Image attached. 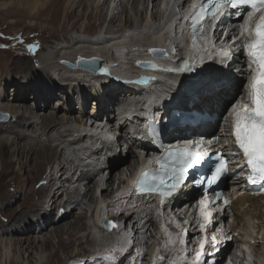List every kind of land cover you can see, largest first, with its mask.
<instances>
[{"label":"bare ground","instance_id":"bare-ground-1","mask_svg":"<svg viewBox=\"0 0 264 264\" xmlns=\"http://www.w3.org/2000/svg\"><path fill=\"white\" fill-rule=\"evenodd\" d=\"M162 1L0 0V10L11 9L6 14L34 17L46 22L44 27L48 31V37L45 43L68 34V39L54 43L37 57L40 64L38 69L29 61L31 58L24 57L25 60H22L18 56L17 61L23 66L28 64L32 74L45 72L41 77L44 79L43 83L39 85L41 80L38 78L17 80L14 81L15 88L10 94L13 97L8 96L4 100L0 93V114L5 117L4 113H9L11 119L8 122L12 126L27 128L9 136L11 134L3 133L7 123L2 122L0 125V181L3 183L5 177L11 173L14 174L13 178H21L24 174L21 178L23 182L27 181L28 174L44 178L39 190L30 184V194L20 201V209L13 211L11 226L0 229V264H67L73 260H82L87 256L86 250L79 245L82 241L94 250L117 249V261L133 249V256L140 257L139 264H169L174 258H178L177 264H196V253L201 251L200 241L205 238L207 243L200 264H204V259L208 256V263L218 264L232 243L236 247L245 246L249 256L264 260V198L247 194L238 197L232 201L230 215L221 211L224 207L219 205L220 212L215 214V222L202 231L200 225L203 221L195 219L193 208L187 204L188 201L182 200V196L193 192L188 186L156 209L152 197H137L130 192L129 178L134 176L138 167L144 166L150 160L149 157L140 155L141 150L150 145L142 129L143 123L149 117L146 106L147 109L158 111L157 119L162 125L173 109H196L205 111L212 117L218 116L221 119L220 129L217 131L219 143L224 150H228L226 140H229L228 128L234 118L233 105L241 108L248 100L246 84L251 78L252 69L249 68L247 55L243 51H234L240 47L237 43L229 46L223 44L212 52L211 57L200 62L195 60V64V61H189L187 70H181L184 61H180V49L187 46L189 38L182 24L193 0H166L164 5ZM148 10L154 19L153 23L147 21ZM87 12L93 16L88 19L83 29L80 28L79 32L74 30L75 34H72ZM119 12L118 23H115ZM106 21V27L103 28ZM67 24L70 26L67 27ZM210 42L215 45L213 39L208 37L207 46ZM152 47L163 48L168 52L177 48V51L168 58L155 59L148 53ZM222 48L232 50L229 58L222 57L219 52ZM122 51L133 52L136 56L125 58L120 55ZM193 53L204 54L205 51ZM78 56H97L103 59L102 69L107 71L94 73L85 68H71L61 63L62 60L74 63ZM148 58L155 62L156 67L153 70L137 66L138 60ZM163 61L172 71L156 73L155 70H158ZM114 74L115 78L112 76ZM194 76H199L196 78L198 81L186 86L185 81H194ZM145 77L153 79L151 86L139 88L124 84L139 82L138 78ZM240 77L245 78L243 86H240ZM56 78L62 83L67 80L68 83L61 89V98L54 101L56 105L46 114L40 112L41 110L35 112L22 103L23 94L33 90L36 102L41 101L46 106L56 96L57 92L51 93ZM154 78L157 79L155 82ZM177 89L179 90L175 93L174 90ZM89 97L96 100L95 105L90 107L87 118H83L82 114L72 115L74 107L79 109L78 112L84 111ZM148 99L150 101L146 104ZM72 104L76 105L72 107ZM100 109L102 112L107 111L101 119ZM215 120L213 118L205 125L191 128L182 127L178 121L167 124L166 127L172 126V130L166 133L165 141L184 140L188 133L207 134L211 127H215ZM40 123L42 125L32 129L34 124ZM172 134L175 137L172 138ZM37 135H45L47 140L58 142L52 144L46 140L40 141L31 150L35 145L31 137ZM57 146L61 149H57ZM120 151L130 155L131 160L112 173L111 162ZM226 154L231 155L233 151L228 150ZM239 162L237 159L232 160L230 168L238 167ZM84 174L92 181L91 185L64 184L68 178L74 179L77 176V179H82ZM59 177L63 179L62 185L56 183ZM43 184L45 185L42 186ZM226 185L232 189L245 186L240 173L230 177ZM64 187L67 197L57 201ZM35 195L38 196L34 198ZM84 195H89V198L82 200ZM3 196L9 194L5 193ZM9 199L10 197L4 200L7 202ZM80 201L87 206L86 211L90 213L86 222L80 214L66 219L74 214ZM61 207L63 212L53 218L54 208L57 210ZM133 213L136 216H132ZM30 215L37 219L35 223L32 221L36 225L33 230L36 235L25 225L26 222H31ZM130 217L133 223L126 225V220ZM106 219L115 221L118 231L105 236L100 231L104 230L103 222ZM40 225H45L47 230L44 231ZM162 225L172 234L171 244L165 243L168 237ZM185 230L187 235L184 237L185 244L182 245L179 239ZM146 232L150 233V237H155L158 233V237L150 242ZM193 235H197L199 241L196 242ZM130 237H134L133 243H128ZM251 240L254 241L253 244ZM194 244L197 245L196 250H190V245ZM55 245V250L46 254V249L51 250ZM125 245L126 251L121 253L119 249ZM59 252L66 253L65 260L61 259ZM160 252L165 258H157V253ZM235 256V251H232L228 258L233 261ZM244 259L245 256L240 259L239 264H246ZM231 264H236V261Z\"/></svg>","mask_w":264,"mask_h":264},{"label":"snow or ice","instance_id":"snow-or-ice-1","mask_svg":"<svg viewBox=\"0 0 264 264\" xmlns=\"http://www.w3.org/2000/svg\"><path fill=\"white\" fill-rule=\"evenodd\" d=\"M240 7L251 8L244 19V23L239 27L241 37L246 40L242 48L249 59V68L252 69L251 79L248 83V97L252 106L249 108L244 105L243 108H239L237 105H233L232 136L249 169L248 183L261 184L262 189H264V0H202L199 4L193 3L192 13L190 16H186L185 19L190 20L193 31V46L195 47L197 39L204 38L202 35L200 37L196 36L197 26H201L206 18H212L215 23L222 18L225 9L236 10ZM235 14L238 17L242 15L240 11H236ZM257 14H259L258 19L253 20ZM200 30L203 33V27ZM236 40L237 38L233 37V42H236ZM29 47L35 46L30 45ZM149 51L162 50L150 49ZM219 52L225 59L232 54L229 48H222ZM151 67L155 68L156 65L153 64ZM187 68L188 61L185 60L181 70H187ZM101 71L106 72L107 69H101ZM200 147L201 142L197 141L195 149L190 147L170 149L164 156L158 157L156 159V163L159 165L157 169L141 171L135 181L137 192L139 194L145 192L158 193L162 206L168 198L172 197L184 185L189 170L202 163L209 164L210 175L202 176L194 183L198 185L206 183L208 187L217 184L228 173L227 161L220 154H216L215 160L211 156L206 160L205 156L199 152ZM221 196L222 193L217 192L213 200L205 198L200 201V214L204 221L200 225L202 231L212 223L213 212L208 210V206L219 200ZM227 203L228 201L224 202L225 205ZM107 223L111 227L117 226L112 222ZM162 228H164V225H162ZM164 232L168 237L165 243L171 244L172 234L168 232L167 228H164ZM186 235L187 231L185 230L179 239L180 244H185L184 237ZM212 239L214 243L215 236ZM128 243H131V241H128ZM206 243V238L200 241L201 251L196 253V264H200V258L204 255L203 249ZM126 247V245L121 247L119 251L121 253L125 252ZM116 251L117 249H112L111 253L103 256V259L108 261L109 264H117ZM161 259H163L162 256ZM177 259L174 258L169 264H177Z\"/></svg>","mask_w":264,"mask_h":264},{"label":"rangeland","instance_id":"rangeland-1","mask_svg":"<svg viewBox=\"0 0 264 264\" xmlns=\"http://www.w3.org/2000/svg\"><path fill=\"white\" fill-rule=\"evenodd\" d=\"M165 1L166 0L162 1L163 2L162 5L165 4ZM150 7H151V5L149 6V9H150ZM10 10L11 9H9L7 11L9 12ZM4 11H5V9L0 10V83H2L0 86V93H2L1 95L4 97V100H5L8 96L13 97L10 94H12V92H13L12 89L15 88L14 81L27 80L29 78H31V80H33V79L38 78L41 80L39 82V85H40L41 83H43V80H44L41 77L43 74H45V72H41L42 74L40 72H35L34 74H32V71L29 68L28 64L26 66H23L22 64H20V61H17V58H19L18 56H20V59H22V60H25L26 57L31 58L29 61H31L34 64V67L36 69H38V66L40 64H38V61L36 60L37 57H39L45 50H48L50 48V46H52L54 43H58L61 41H65V39H68L67 38L68 34H63L62 36H59V38H54V39L49 40L48 42L45 43V41L48 37V35H47L48 31L44 27L46 25V22H44L40 19H37V18L35 19L34 17L30 18V17H22V16L19 17L18 15H12V14L9 15L8 13L6 14L7 11H5V12ZM119 14H120V12L117 14V17L115 19V23H118ZM142 14H143V12L141 13V16H143ZM147 14H148L147 15V21L149 23H153L154 19L150 16L149 10H148ZM91 16H93V15L90 13L88 14V12H87L84 15V17H82L79 20L76 28L73 29L72 34H75L74 30H78V32H79L80 28L83 29V27L87 24L88 19H90ZM106 23H107V21L104 23L103 28L106 27ZM69 26L70 25L67 24V27H69ZM102 33H104V31ZM30 45H34L35 47L30 48L29 47ZM120 55H122L125 58H131L132 56H134V57L136 56L135 53L127 52V51L120 52ZM126 56H128V57H126ZM220 59H221V57H220ZM70 62H72V61H70ZM112 76L115 78V74ZM117 77L121 78V76H119V75H117ZM114 78H112V79H114ZM193 78H195L194 81L193 80H190L188 82L185 81L186 83H184V84L186 86H188L191 84V82H194V83H195V81L197 82L198 80L196 78H199V76H194ZM241 79H242V81L243 80L245 81V78H241ZM63 81H64V83H62L59 79L57 80V78H56V82L54 83L53 87L51 88L53 91L51 93L57 92L56 96H54L51 100H49V102L46 106L43 104V102L41 103V101L36 102V100L33 98V94H34L33 90H28L26 93L23 94L24 98L21 100L22 103L35 112L41 110L40 112H43L44 114H46L49 110H51L52 107H54L56 105L55 104L56 102H54V101L57 98H61V96L63 95V92L61 89L63 87H66L67 83H68L67 80H63ZM3 83H4V85H3ZM240 86H243V84L242 85L240 84ZM178 90L179 89L174 90L175 93ZM32 91H33V94H32ZM185 93L187 94L186 91H185ZM16 94H18V93H16ZM31 94H32V96H30ZM94 100H96L94 97H89V99L85 105L84 111H81V112H78L79 109L74 107L76 104H72V107H74V108H72V111L74 110L72 112V115L73 114L74 115L82 114L83 118H87V116L89 115L88 111H89L90 107L92 106V104H95ZM116 101H117V99H116ZM106 112H102V110L100 109L99 118L101 119V117H103ZM4 114L8 115V117H3L4 119L0 120V125L2 124V122L7 123L4 125V127H6L5 128L6 131H3L4 134H11L9 136H13V134L17 133V131H19L20 129L21 130L27 129L24 126H20V127H17L16 125L12 126L8 122L11 119V115L9 113H4ZM58 114H60V113L58 112ZM39 125H42V124L41 123L40 124H34L32 126V129H36L37 126H39ZM31 138L35 141V145L32 147L31 150H34V148L36 147L37 144L40 143V141L46 140L47 142H51L52 144H55L58 142L56 140H53V141H51L50 139L47 140V137L45 135L32 136ZM85 140L86 139L84 138V141ZM21 142H24V140H21ZM57 149H61L60 146L59 147L57 146ZM15 158H16V156L13 157V159H15ZM130 160H131L130 155L126 154L125 151H120L118 153V155L111 162L112 173H114L117 170H119L120 168H122V166L127 165L130 162ZM15 167H17V164ZM0 168H1V164H0ZM13 177H14V174L11 173L5 177L6 179L3 180L4 181L3 183L0 181V185L2 184L1 185L2 189H0V197H2L3 194H5V193L9 194V196H6V197L3 196L4 198L0 199V216H1L0 217V225L2 224L0 226V229L3 227L11 226L10 222H12V215L14 214L15 211L20 209V206H21L20 204L24 200L25 196L27 194H30V192H28V189L30 188V184H32L34 189L39 190L40 184L42 183V180H44L43 177H35V176H33V174H28L26 176L27 177L26 182H23V180L21 179L22 177H24V174H22L21 178L19 176H17L16 178H13ZM71 178L72 177L68 178L64 184L65 185L70 184V185L74 186L77 183H80V184L81 183H83V184L88 183L90 185L92 183L91 180L89 181V179L86 178L85 174H84V178H82V179H77V176L74 179H71ZM28 180H29V182H28ZM62 182H63V179L61 177H59L56 181V183H61V185H62ZM44 185L45 184H43L42 186H44ZM8 186H9V188H8ZM57 186H58V184H57ZM21 187L23 190H21ZM54 187H56V185ZM37 196L35 195L34 198H36ZM88 196L89 195L82 196V200H85V198H89ZM9 197H10V199L7 202H5L4 199L9 198ZM66 197H67V195H66V191H65V187H64L62 190V193L58 196L57 201H59L60 199H66ZM105 199L107 200L108 197H106ZM60 209L62 210L61 211V213H62L63 212L62 207L58 208L57 210H56V208H54L55 211H54V214H52L53 218L55 217L56 214H61ZM86 209H87V206L80 201V202H78V206L74 210V214L72 216H69L66 219H72V217L74 215L80 214L81 216H84L85 219H83V220L86 222V220L89 218V214H90L88 211H86ZM132 216H136L135 213H133ZM131 218L132 217H130L129 219L126 220V225L128 223L129 224L133 223V221H130ZM29 220H31V222L30 223L26 222L25 225H28L29 229L31 228L30 230H32L33 235H36L35 234L36 232L33 233V230L36 229V225H34V223L37 219L35 216L30 215ZM113 222L115 225H117L115 221H113ZM40 226H42V229L44 231L47 230L45 225H40ZM116 228H117V226L114 227L110 231H107L104 228V230L100 231V233L104 234L105 236L111 235V234H114L116 231H118V229H116ZM24 231H26L25 227H24ZM149 235H150V233L146 232L147 239L150 242L154 241L155 238L158 237V233L155 234V237H150ZM193 236H195L194 238L196 239V242L199 241V238H196L197 235H193ZM129 241H131V243H133L134 237H130ZM72 242H75V240H72ZM255 243H257V242H255ZM79 245L86 250L87 256L82 260H80V259H78L76 261L73 260L67 264H86V263L87 264H109L108 261H105L103 259V256L105 254L111 253V249L110 250H101V249L100 250H94V249L89 248V246L87 245V243L85 241L84 242L82 241ZM235 245H236L235 243H232V246L230 245L228 247L226 252L223 254V258L218 262V264H226L227 263V259H228L229 254L232 253V251L234 252L236 249ZM196 246H197L196 244L190 245V250L195 251ZM55 248H56V245L54 247H52L51 250L46 249V254H48L51 251H54ZM259 249L261 250V248H259ZM133 254H134V252L132 249V251H130L129 253L122 255V258H120V260L117 261V264H139V260H140L139 258L140 257L138 258V256H136V255L133 256ZM59 255H60L61 259H64V260L67 257L66 253H63V252H59ZM157 255H158L157 258H161V256L163 258H165V256L163 255L162 252L157 253ZM14 257H15V255H14ZM247 257L248 258L246 259V262H245L246 264H256V261L259 264H264V260L263 261L258 260L254 256H249V254H247ZM254 259H256V261ZM144 260L145 259H143V261ZM208 260H209V256H208V258L204 259V264H205V262H206V264H214V262L208 263Z\"/></svg>","mask_w":264,"mask_h":264},{"label":"water","instance_id":"water-1","mask_svg":"<svg viewBox=\"0 0 264 264\" xmlns=\"http://www.w3.org/2000/svg\"><path fill=\"white\" fill-rule=\"evenodd\" d=\"M151 49H156V50H162V49H157V48H151ZM155 55H159L161 56L163 54V50L162 51H150ZM65 65H67L68 67L74 68V67H82L85 69H88L92 72L98 71L99 68L103 65V59L97 57V56H91V57H84L81 56L79 57L75 63H71L68 61H64L63 62ZM141 65H148L149 63L146 62H141ZM107 222H112L114 224V222L111 219H106L104 220L103 224L105 225V227L110 230L111 227Z\"/></svg>","mask_w":264,"mask_h":264}]
</instances>
